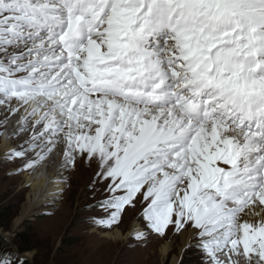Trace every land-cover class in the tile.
<instances>
[{
  "label": "snow or ice",
  "instance_id": "6c2138e0",
  "mask_svg": "<svg viewBox=\"0 0 264 264\" xmlns=\"http://www.w3.org/2000/svg\"><path fill=\"white\" fill-rule=\"evenodd\" d=\"M0 106L18 172L95 165V226L139 205L174 264H264V0H0Z\"/></svg>",
  "mask_w": 264,
  "mask_h": 264
},
{
  "label": "rangeland",
  "instance_id": "374dc122",
  "mask_svg": "<svg viewBox=\"0 0 264 264\" xmlns=\"http://www.w3.org/2000/svg\"><path fill=\"white\" fill-rule=\"evenodd\" d=\"M2 107V106H0ZM0 146L9 116L5 122V111L0 113ZM31 155V154H29ZM68 167L64 176L62 194L55 202L38 208L31 216L24 218L19 225L23 207L28 202L30 186L25 182V174L36 170H22L26 161L9 160L0 151V205H15V216L11 230L2 232L13 242L22 224L29 222L37 237L42 239L39 250L19 253L26 256L31 264H173L180 249L181 238L176 237L174 243L169 239L155 235L149 236L144 242H137L132 229L141 226L137 210H129L123 222L112 230L97 227L90 217L103 215L99 208L92 207L103 196L102 185L95 190L91 187L95 180V165L87 160ZM120 234V238H116ZM71 245L61 247L63 241ZM168 245V252L163 246ZM12 247L17 252L16 246ZM187 264H194L191 256L186 257Z\"/></svg>",
  "mask_w": 264,
  "mask_h": 264
},
{
  "label": "bare ground",
  "instance_id": "6f19581e",
  "mask_svg": "<svg viewBox=\"0 0 264 264\" xmlns=\"http://www.w3.org/2000/svg\"><path fill=\"white\" fill-rule=\"evenodd\" d=\"M4 111L5 107H0V113H4ZM16 126L17 117L13 116L10 118L1 140L0 151L3 155H5V153L10 148L24 145L25 137L23 135H17L15 138H9L10 134L16 131ZM33 170L36 171L32 172L31 174L28 172L24 176L26 184L30 186L28 202L23 207L20 217L16 220V225H19L24 218L34 214L38 208L55 202L56 198H53V193L57 188L63 189L64 187V176L66 175V169L63 164L62 153L53 152L42 162H40V164ZM135 228H138V226L136 225L133 229ZM120 237L121 235L118 234L116 238ZM168 250V245L163 246L164 253H167ZM176 259L177 258H175V260Z\"/></svg>",
  "mask_w": 264,
  "mask_h": 264
},
{
  "label": "trees",
  "instance_id": "16d2710c",
  "mask_svg": "<svg viewBox=\"0 0 264 264\" xmlns=\"http://www.w3.org/2000/svg\"><path fill=\"white\" fill-rule=\"evenodd\" d=\"M16 207L17 206L15 205H0V248L9 249L15 252L12 247L14 244L19 253L39 250L42 247V239L37 237L33 230V226H31L29 222L22 224V227L20 231L17 232L13 242L8 239H2L5 237L2 235V232L11 230V224L15 216ZM65 245H71V242L64 240L61 247ZM27 264H31L29 260H27ZM185 264H187L186 261Z\"/></svg>",
  "mask_w": 264,
  "mask_h": 264
}]
</instances>
